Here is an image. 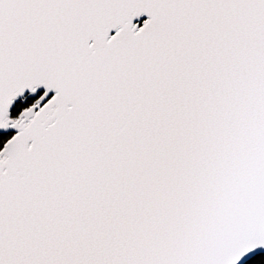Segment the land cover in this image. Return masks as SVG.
<instances>
[{"label": "snow or ice", "instance_id": "obj_1", "mask_svg": "<svg viewBox=\"0 0 264 264\" xmlns=\"http://www.w3.org/2000/svg\"><path fill=\"white\" fill-rule=\"evenodd\" d=\"M0 264H264V0H0Z\"/></svg>", "mask_w": 264, "mask_h": 264}]
</instances>
